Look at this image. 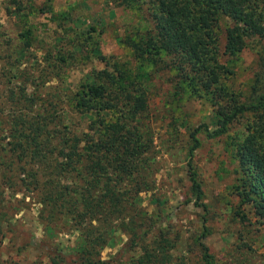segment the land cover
<instances>
[{"label": "rangeland", "instance_id": "1", "mask_svg": "<svg viewBox=\"0 0 264 264\" xmlns=\"http://www.w3.org/2000/svg\"><path fill=\"white\" fill-rule=\"evenodd\" d=\"M146 1L0 0V258L6 263L49 264V248L56 244L70 252L76 237L67 225H57L53 235L43 231L47 208L42 213V196L26 187L37 166L17 162L7 152L10 117L21 111L28 117L68 115L72 130L85 129L91 119L70 104L92 73L108 69L116 77L121 72L128 79H142L148 69L138 65L124 42L149 26ZM254 1L264 13V0ZM245 42L242 51L221 55L220 61L230 70L223 85L247 103L264 70V37ZM168 76L160 73L149 79L148 108L142 117L153 139L148 152L153 182L136 196L150 228L142 242L168 237L174 243L171 264H204L198 245L204 230L200 240L213 264H264V220L237 195L233 154L234 142L245 135L255 115L244 112L224 134L210 136L216 128L215 106L203 93L188 88L176 92ZM191 176L202 190L200 200L193 194ZM131 242L127 232L116 231L101 259L126 260L139 253Z\"/></svg>", "mask_w": 264, "mask_h": 264}, {"label": "trees", "instance_id": "2", "mask_svg": "<svg viewBox=\"0 0 264 264\" xmlns=\"http://www.w3.org/2000/svg\"><path fill=\"white\" fill-rule=\"evenodd\" d=\"M146 14L149 26L124 38L138 65H147L145 75L128 79L108 69L92 73L70 104L91 119L85 129L72 130L68 115L63 122L61 115L28 117L21 111L9 119L7 152L17 162L37 166L32 174L27 172L26 187L42 196V213L47 208L43 231L49 236L57 225H67L76 233L70 252L56 244L49 248V264H171L170 238L142 242L150 228L136 200L153 182V158L148 155L153 139L142 117L148 108L149 79L160 73L169 75L176 92L188 88L208 97L216 124L210 136L224 134L239 115L253 112L255 120L233 144L236 191L264 220V70L252 100L239 102L222 83L230 70L220 61L221 55L242 51L246 38L264 37V13L254 0H147ZM222 20L228 22L223 27ZM108 113L113 117L104 119ZM196 131L191 133L193 147L198 144ZM191 180L200 200V185L193 176ZM116 231L127 232L130 245H138L140 252L126 260L101 259ZM204 236L203 230L198 236L201 257L204 264H213L200 240ZM0 264L18 263L0 258Z\"/></svg>", "mask_w": 264, "mask_h": 264}]
</instances>
